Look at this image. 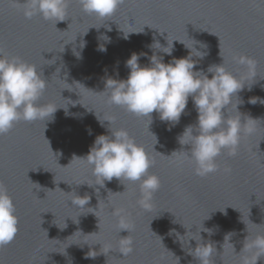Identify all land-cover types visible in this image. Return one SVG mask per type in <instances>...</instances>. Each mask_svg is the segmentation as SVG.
<instances>
[{"label":"water","instance_id":"1","mask_svg":"<svg viewBox=\"0 0 264 264\" xmlns=\"http://www.w3.org/2000/svg\"><path fill=\"white\" fill-rule=\"evenodd\" d=\"M23 2L0 0V48L41 68L49 82L37 103L53 107L81 103L93 111L68 104L67 115L58 109L46 125L20 120L0 135V183L13 199L19 220L14 241L0 247V264H178L177 257L179 264H198L187 251L196 242L187 246V237H180L182 247L177 233L184 235L189 229L195 233L202 224L213 230V235L201 236L215 243V264H241L247 235L253 239L264 234V104L248 103L251 97L264 98V0H124L105 19L85 14L78 0H69L66 20L57 24L39 15L26 19ZM143 28V33L124 38V33ZM154 38L163 47L172 40L189 47L197 43L207 55L194 57L196 70L211 78L208 67L224 60L225 68L245 84L238 93L241 114L234 108L229 113L241 115V122L254 131L242 135L236 156L227 152L219 156V171L207 177L195 175L185 154L190 145L182 146L178 140L186 126L197 122L191 97L179 122L171 126L155 112L149 124L147 118L110 106L107 95L99 93L106 79H127L130 69L125 62L133 52L147 54L141 57V66L149 65L154 51L164 63L188 55L189 50L176 41L172 56L150 49ZM101 44L106 52L98 51ZM238 54L257 61L255 79L233 61ZM95 113L101 120L114 117L111 126L125 128L154 160L150 172L160 177L162 186L149 209L137 203V183L113 178L100 187L85 162L74 159L67 166L74 155L85 157L98 135H110L109 122L101 126ZM75 194L91 198L86 208L72 204ZM121 220L132 226L129 233L120 229ZM124 237L133 242V251L126 256L120 253ZM89 251L96 252L95 258H86ZM257 264H264V256Z\"/></svg>","mask_w":264,"mask_h":264},{"label":"clouds","instance_id":"2","mask_svg":"<svg viewBox=\"0 0 264 264\" xmlns=\"http://www.w3.org/2000/svg\"><path fill=\"white\" fill-rule=\"evenodd\" d=\"M78 2L85 14L105 19L113 16L124 0H78ZM68 6L69 0H24L21 11L26 19L30 20L39 15L42 19L55 21L57 24V22L66 20ZM108 30L111 31L110 28ZM143 31L144 28L139 32L127 34L123 32L124 38L127 39L129 34H140ZM159 33L163 35V33ZM102 39L110 42L107 36H103ZM174 41L182 43L189 50L187 56L173 57L169 63H164L163 57L158 56L154 51L153 55L149 57V65L141 66L139 61L142 56L147 54L133 52L125 62V66L130 69L127 79L108 78L105 81V89L99 93L107 95V103L110 106H118L136 117L147 118L150 121L149 124L152 122L151 114L155 112L162 122H167L171 126H175L179 122L181 115L185 113L189 97H191L198 114L197 122L194 125L186 126L178 140L182 146L190 145L189 151H185V154L186 158L194 164L195 175L207 177L209 174L219 171L217 162L219 156L224 152H227L229 156H236L242 135L252 134L254 131L252 127L246 126L245 120L243 123L241 122V115L231 116L229 113L230 108H234L236 112L240 113L238 105L243 101L238 98V93L244 90L245 84L241 78L225 68L224 60L222 64L208 67L207 73H211V78L204 71L196 70L198 60L194 57L203 59L207 55L206 52L197 49L195 46L197 43L189 47L183 41L172 40L170 44L167 41V46L163 47L154 38V43L149 45V48L172 56ZM83 46L82 43L81 48ZM204 47L206 46L204 45ZM98 51L106 52L107 49L105 45L101 44L98 45ZM219 55L222 57L221 48ZM77 56L79 58L80 54L78 53ZM232 59L235 63L245 66L248 69L249 77L255 79L257 61L253 57L238 54L234 55ZM48 82L44 78L43 71L41 68L38 69L37 65L29 63L19 56H11L3 48H0V135L9 133L20 120L29 123L42 121L45 124L46 120L53 118V114L58 109H65L67 115L68 104L84 106L81 103L71 102L66 107H53L51 104L37 103L45 93ZM248 90L250 91L251 87ZM69 101L72 100L69 99ZM257 102L264 104V98L251 97L248 100V103L253 105ZM225 113L228 115L226 116ZM95 115L101 126H104L105 121L109 122L110 135H98L88 154L85 157L74 155L67 166L74 159L85 162L91 167L92 175L96 178L95 185L100 187H104L105 182H110L113 178L120 182L126 180L137 183L140 189V199L137 203L140 207L149 209L155 194L162 186L160 177L150 172L154 166V160L125 128L111 126L115 123L114 117L101 120L96 113ZM88 131L91 135V130ZM176 152L174 151L172 154ZM225 172H230V169L226 168ZM88 186L94 185L88 184ZM75 196L76 199L71 201L77 208H86L85 206L90 203L91 198L87 194L83 197L76 194ZM91 213L95 214V212ZM18 225L19 220L15 214L14 201L8 194L6 186L0 183V247L7 246L14 241L19 231ZM120 229L127 230L129 233L132 226L121 220ZM201 232H205L209 236L213 235V230L205 228L202 224L195 233L190 229L184 235L177 233V239L181 242L182 247H184V242L180 237H187V246L190 241L196 242V247L194 249L188 247L187 251L198 261V264H215L216 245L210 240L205 242ZM231 235L232 233L226 235L228 240ZM127 237L121 240L120 253L123 256L133 251V242ZM241 251L246 253L242 257L241 264H257V261L264 256V234H258L253 239H249L247 235ZM93 253L96 252L89 251L86 258H95L96 255ZM177 259L179 264V257Z\"/></svg>","mask_w":264,"mask_h":264}]
</instances>
